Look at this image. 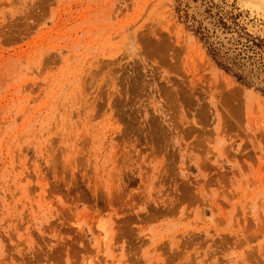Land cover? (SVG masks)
<instances>
[{"label": "rangeland", "instance_id": "1", "mask_svg": "<svg viewBox=\"0 0 264 264\" xmlns=\"http://www.w3.org/2000/svg\"><path fill=\"white\" fill-rule=\"evenodd\" d=\"M0 264H264V0H0Z\"/></svg>", "mask_w": 264, "mask_h": 264}, {"label": "bare ground", "instance_id": "2", "mask_svg": "<svg viewBox=\"0 0 264 264\" xmlns=\"http://www.w3.org/2000/svg\"><path fill=\"white\" fill-rule=\"evenodd\" d=\"M254 104V103H253Z\"/></svg>", "mask_w": 264, "mask_h": 264}]
</instances>
